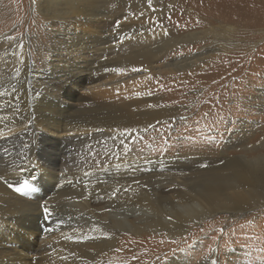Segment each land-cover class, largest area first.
Here are the masks:
<instances>
[{"label":"bare ground","instance_id":"1","mask_svg":"<svg viewBox=\"0 0 264 264\" xmlns=\"http://www.w3.org/2000/svg\"><path fill=\"white\" fill-rule=\"evenodd\" d=\"M118 2L121 0H33L31 5L44 20L45 29L58 40L54 50L48 51L44 67L30 60L27 43L15 48L12 40L0 38V92L4 93L0 95V146L12 145L13 140L34 131L47 145L56 139L63 149L62 144L73 139L98 134H144L162 122L179 120V110H187L186 107L163 105L184 98L181 93L187 87L215 78L222 73V66L251 54L256 37L264 35V0H237L230 4L226 1L222 5L224 21L245 30L242 41L234 38L240 27L224 21L205 31L190 30L174 36L169 22L180 16H166L155 2L144 6L130 1H124L122 7L111 5ZM60 23L62 30L56 28ZM97 71L99 77L94 82L73 87L92 97V101L74 103L60 98L53 85L54 77L87 80L96 77ZM7 98L18 101L5 102ZM60 158L63 162L64 158ZM114 158L103 169L94 168L83 174L91 181L107 170L112 174L111 180L89 195L80 193L82 185L77 177L56 168L58 162L42 168L34 158L16 160L18 164L0 172V196L7 192L22 204L43 206L56 195L68 194L75 216L101 221L103 216L112 214L111 223L120 228L129 224L125 217L129 207L152 215H162L170 209L182 217L162 223L164 226L160 224L161 234L166 233L169 238L186 231L189 224H201L206 217L220 213L234 217L249 209L254 211L251 201H256L248 196L252 192L245 185L222 192L215 187L190 186V178L210 168L211 163L201 161L200 167L179 168L158 165L148 169L146 173L152 174L139 183L135 179L143 177L149 159L142 161L139 155L125 156L121 152ZM28 169L34 171L33 176L38 174L35 185L45 191L37 201L17 193L13 187L21 183L19 178ZM255 169L248 164L237 170L248 176L255 174ZM177 170L184 172L176 173ZM258 170L264 168L258 164ZM148 182L153 185L146 187ZM0 213V264L42 261V245L50 243L53 233L45 235L40 223H34L37 220L22 218V212L14 207ZM66 229L61 227V242L67 236ZM100 235L103 236L99 240H94L98 241L95 249L102 242L115 246V237ZM87 240L86 247L94 245V241ZM212 259L215 264V257Z\"/></svg>","mask_w":264,"mask_h":264},{"label":"rangeland","instance_id":"2","mask_svg":"<svg viewBox=\"0 0 264 264\" xmlns=\"http://www.w3.org/2000/svg\"><path fill=\"white\" fill-rule=\"evenodd\" d=\"M124 1L141 6L149 3V0H121L111 5L122 7ZM226 1L230 4L237 0H151L166 16H180L169 22L174 36L218 26L226 18L221 8ZM31 4L33 0H0V38L12 40L15 48L27 43L30 60L38 67H44L48 51L57 46L58 40L53 38L56 37L54 33L45 29L44 20ZM56 28L62 30L63 26L60 23ZM244 32L240 27L235 40H245ZM254 42L251 54L225 64L221 67L222 73L215 78L187 87L181 93L184 98L163 105L186 107L187 110H179V120L162 122L144 134H98L88 139H73L62 144L63 149L56 139H51L47 145L34 135V131L20 140H13L12 145L0 146V172L18 164L16 160L23 162L34 158L38 164L41 162L42 168L52 167L50 162H58L56 168L59 171L62 168L68 176L81 181L82 195L92 194L99 185L103 187L112 178L108 170L92 181L83 174L94 168L103 169L120 152L125 156L139 155L142 161L149 159L143 177L135 179L139 183L152 174L146 173L148 169L158 165L179 168L211 163L210 168L190 178V186L215 187L222 192L245 185L252 192L248 196L256 201H251L254 207L252 204L250 207L254 211L249 212V209L234 217L224 213L206 217L201 224H189L186 231L169 238L166 233L161 234L160 224L182 217L170 209L162 215H152L129 207L125 213L129 224L126 222L125 227L120 228L111 223L112 214L103 216L105 219L102 217L101 221L75 216L68 194L53 195L47 205L30 206L6 192L0 196V210L14 207L22 212V218L37 220L34 223H40L45 235L53 233L50 243L42 245V261L32 260L31 264H212L213 257L215 264H264V170H258V164L264 168V35L257 36ZM98 73L87 80L54 77L53 85L60 98L85 103L93 98L73 87L94 82ZM13 101L18 100H5ZM60 157L64 158L63 162ZM248 164L257 172L244 176L238 170ZM29 169L19 178L21 183L13 187L19 189H16L17 193H25L29 200L37 201L45 191L35 185L38 174L33 176L34 171ZM145 184L146 187L153 185L151 182ZM33 213L37 216L31 215ZM64 226L68 233L61 242V227ZM86 231L92 233L87 235ZM101 233L115 237L112 240L115 246L102 242L95 249L98 241L94 240H99L103 236ZM87 239L94 241V245L86 247ZM89 247L92 249L84 250ZM36 251L39 253L40 249L36 248Z\"/></svg>","mask_w":264,"mask_h":264},{"label":"snow or ice","instance_id":"3","mask_svg":"<svg viewBox=\"0 0 264 264\" xmlns=\"http://www.w3.org/2000/svg\"><path fill=\"white\" fill-rule=\"evenodd\" d=\"M149 3H151V0H149ZM0 95H4V93L0 92ZM5 151H7V149H5ZM15 189L19 190L18 188Z\"/></svg>","mask_w":264,"mask_h":264}]
</instances>
